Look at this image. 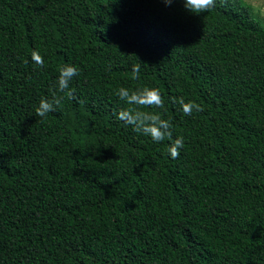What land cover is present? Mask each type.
<instances>
[{"label":"trees","instance_id":"1","mask_svg":"<svg viewBox=\"0 0 264 264\" xmlns=\"http://www.w3.org/2000/svg\"><path fill=\"white\" fill-rule=\"evenodd\" d=\"M65 64L76 98L37 116ZM120 87L160 90L164 108L143 110L183 137L178 158L117 119ZM0 264H264V26L250 5L0 0Z\"/></svg>","mask_w":264,"mask_h":264},{"label":"clouds","instance_id":"2","mask_svg":"<svg viewBox=\"0 0 264 264\" xmlns=\"http://www.w3.org/2000/svg\"><path fill=\"white\" fill-rule=\"evenodd\" d=\"M166 5H171L173 0H163ZM215 6V0H184V7L192 13L198 14L207 11ZM32 60L40 67L44 66V59L38 50L31 53ZM139 60V59H138ZM140 61V60H139ZM142 62V61H141ZM79 74L77 67L65 64L59 70L57 80V91L52 92L51 99L44 97L39 101L36 108V114L39 117H46L50 112H55L62 104L65 97L75 99V92L70 88L71 80ZM140 63L132 67V79H139ZM116 95L131 107L121 109L116 115L117 119L131 125L133 130L142 135L149 136L154 142L170 141L168 154L172 159L180 155V149L183 147V137H172V123L168 119L162 118L160 112L144 111V108L163 109L164 100L160 90L156 87H143L135 90L120 87ZM174 103H178L184 113L188 116L193 111L200 112L203 108L194 101H185L183 97L171 98Z\"/></svg>","mask_w":264,"mask_h":264},{"label":"rangeland","instance_id":"3","mask_svg":"<svg viewBox=\"0 0 264 264\" xmlns=\"http://www.w3.org/2000/svg\"><path fill=\"white\" fill-rule=\"evenodd\" d=\"M251 6L253 14L264 26V0H244Z\"/></svg>","mask_w":264,"mask_h":264}]
</instances>
